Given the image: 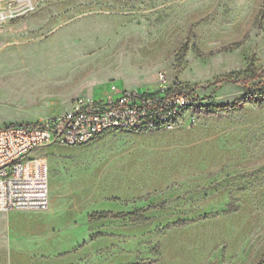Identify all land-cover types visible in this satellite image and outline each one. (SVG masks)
Here are the masks:
<instances>
[{"label": "rangeland", "instance_id": "obj_1", "mask_svg": "<svg viewBox=\"0 0 264 264\" xmlns=\"http://www.w3.org/2000/svg\"><path fill=\"white\" fill-rule=\"evenodd\" d=\"M16 1L2 5L13 11ZM32 3L0 24V129L38 124L78 98L103 97L111 84L155 89L160 74L221 108L206 109L193 127L111 131L36 151L54 207L0 213V264H50L35 225L63 215L67 228L91 234L78 250L93 252L77 264H258L264 104L216 82L250 65L264 76V0ZM98 213L111 217L92 221Z\"/></svg>", "mask_w": 264, "mask_h": 264}, {"label": "built area", "instance_id": "obj_2", "mask_svg": "<svg viewBox=\"0 0 264 264\" xmlns=\"http://www.w3.org/2000/svg\"><path fill=\"white\" fill-rule=\"evenodd\" d=\"M17 9L6 10L0 0V24L34 9L32 0H17ZM206 111L194 91L167 82L160 74L157 87L140 93L117 88L99 99L78 98L63 113L35 125L0 129V213L46 212L50 207L47 162L42 172L33 154L50 146L87 145L111 131H160L193 127Z\"/></svg>", "mask_w": 264, "mask_h": 264}, {"label": "crops", "instance_id": "obj_3", "mask_svg": "<svg viewBox=\"0 0 264 264\" xmlns=\"http://www.w3.org/2000/svg\"><path fill=\"white\" fill-rule=\"evenodd\" d=\"M53 201H50V207L46 215L49 214L54 205ZM63 215V214H62ZM66 216H60L57 219L50 221V224H36L35 232L36 237L40 239L38 243L41 246V254L44 256H54L50 264H77L85 258L87 253H92L93 251L88 250H78L79 246L83 244L85 240H90L91 234L88 229L84 226H76L67 228L68 225L64 222ZM53 228H58V233L52 240L48 239V233H52ZM9 242H18L14 238H10ZM68 250V251H67ZM76 251V252H74ZM64 252L65 255H61Z\"/></svg>", "mask_w": 264, "mask_h": 264}, {"label": "trees", "instance_id": "obj_4", "mask_svg": "<svg viewBox=\"0 0 264 264\" xmlns=\"http://www.w3.org/2000/svg\"><path fill=\"white\" fill-rule=\"evenodd\" d=\"M217 84H231L236 86H242L246 89V100H252L257 103L264 104V76L262 72H258L257 69L250 65L242 73H231L217 80ZM241 103H235L228 106V109H236L240 107ZM221 107L211 104L206 109L217 110ZM111 217L109 213H98L91 216V220H104ZM258 264H264V255Z\"/></svg>", "mask_w": 264, "mask_h": 264}]
</instances>
